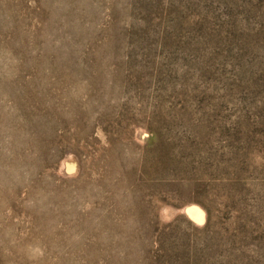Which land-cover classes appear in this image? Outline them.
Returning <instances> with one entry per match:
<instances>
[{"label": "rangeland", "instance_id": "rangeland-1", "mask_svg": "<svg viewBox=\"0 0 264 264\" xmlns=\"http://www.w3.org/2000/svg\"><path fill=\"white\" fill-rule=\"evenodd\" d=\"M0 264H264V0H0Z\"/></svg>", "mask_w": 264, "mask_h": 264}]
</instances>
